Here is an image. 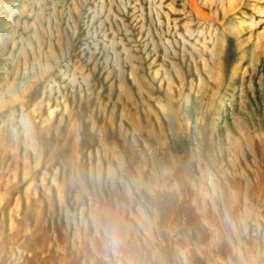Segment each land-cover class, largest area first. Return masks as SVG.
<instances>
[{"label":"rangeland","instance_id":"rangeland-1","mask_svg":"<svg viewBox=\"0 0 264 264\" xmlns=\"http://www.w3.org/2000/svg\"><path fill=\"white\" fill-rule=\"evenodd\" d=\"M0 264H264V0H0Z\"/></svg>","mask_w":264,"mask_h":264}]
</instances>
